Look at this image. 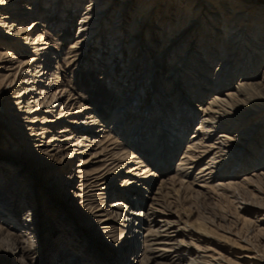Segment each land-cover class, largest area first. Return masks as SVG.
<instances>
[{"label":"bare ground","instance_id":"obj_1","mask_svg":"<svg viewBox=\"0 0 264 264\" xmlns=\"http://www.w3.org/2000/svg\"><path fill=\"white\" fill-rule=\"evenodd\" d=\"M251 4L250 0H3L0 3V31L2 27L5 28L3 32H0V112H3L1 118L7 119L9 128L3 132L2 139H0V220L9 227L4 229L0 226V253H7L9 256L16 257L17 254L22 255L26 251L22 246V242L12 232L16 223L18 228L26 229V231L36 227L35 223L38 221L36 222L33 219L37 207L33 206L36 203L31 199L32 190L30 189L31 183L36 179L34 171H45L56 175V178L54 176L48 178L52 181L48 186L52 188L53 193L55 192L58 198L61 197L59 204L65 209L67 208V213L74 210V207L82 211L92 212L90 198L98 197L99 192L102 191L105 194L110 193L113 187L109 184L118 180L115 176L125 174V178L120 181L121 184L126 185L125 188L128 187L127 185L136 184L135 181L138 177L134 170L137 169H131L132 172L129 175L130 167H126L127 170L123 173L121 168L124 164H130L131 159L137 160L134 164H141L140 160L146 158L145 153L147 151L154 159V163L161 166L172 161L181 150L180 159L172 169L173 176L169 177L167 181L171 186L177 185L178 188L169 189V191H166V189L163 191L162 187L159 188L155 193H152L154 194L151 198L153 202L150 203V206L152 204V206L164 208L163 199L169 195H172L170 199H173L174 202L179 201L181 191L190 189L188 185H185L186 182L184 184L188 172L196 168L195 164L201 157L206 158L208 156L206 162L203 163V167L198 169L193 181L199 182L198 175H203V178L208 177L209 179L206 180L219 178L220 182H214L210 188L223 198H228L229 195L232 199L240 198L243 201L250 202L252 208L244 209L246 213L255 214V212L260 211L254 208L253 205L264 208V199L258 196L264 190L263 140H261L262 156L258 164L252 162L251 165L254 168L251 172L252 178L249 177L248 179L256 187L250 189L247 184L248 181H245L246 179L236 182L234 177L238 172L236 173L237 170L235 169L230 172V175L224 173L228 165H236L240 161H246V155L251 154V148L257 145L262 134H264V65L261 71H257V66L264 58V24L262 26L264 21L257 12L255 13L257 16L250 15ZM44 8L48 9L47 15L49 18L47 22L49 23L47 26L51 28L59 26L57 22L62 21L63 15L68 11L69 16L66 19L63 18L65 21H62L67 22V24L72 16L79 14L77 35L71 44V52H69V54H76L68 57L72 61L75 60V56H79V58L85 56L91 50V45H94L100 39H104L109 47L106 60V64H109L107 69L110 70L108 74L114 73L121 62L125 61L119 74L122 82H126L127 79L134 76L136 69L134 65L141 52L145 55L141 69L154 53L156 55L151 57V60L157 59L158 61V59L162 60L167 57L172 59L170 61L167 58L172 66L169 71L170 76L167 77L168 80H177L182 71H187V75H185L189 78L188 83H191V86L195 87L196 90L190 91L189 96H185L181 104L173 102L172 108H166L165 111L159 114L158 118L161 125L159 122L157 123L160 126L156 128L154 136L147 139L148 144H144V149L140 150L141 152L139 149L136 151L139 144L138 140L132 142V144H136L133 147L135 151L124 153L115 150V144L110 138L105 137L107 140L105 138L97 140L91 131L80 133L82 130H89L94 126L97 128L102 127V125H99L97 116H90L89 114L86 119L92 118V120L81 123L84 129L79 130V133H74L72 129L69 130V125H62L66 124L64 122L69 121V118L64 119V116L71 103L67 102L70 98L67 97L63 103L66 105L65 108L63 107L64 109L60 108L59 104L58 110H52L53 105L60 103V92L64 89H61V86L55 87L56 89L51 86L56 78L55 73L50 70V64H48L51 46L43 39L41 33H36L38 27L44 24L42 21V13L45 12L42 9ZM154 17H156L155 25L152 24ZM28 19L31 20L27 22ZM105 26H107V30L104 31ZM202 29L204 30L203 34L201 33ZM14 37H16V41H23L24 46L14 44V41H11ZM144 37L145 42L144 47H142ZM246 44L252 46L257 52L253 53L255 56L252 55L253 57H247V59L238 62L236 59L238 52H235ZM222 45H224L223 48ZM155 50L156 52H154ZM125 52L127 54L126 58ZM115 56V59L120 61L117 64L114 59ZM209 56L210 58L220 56L211 77L206 76L208 71L206 68L203 71L204 74L197 72L194 75V73L188 72V70H193V72L194 69L198 70L197 67H193L194 65L191 64L194 57L199 60V64L206 66L208 69L210 60L207 57ZM189 63L191 64L190 68L188 67ZM32 66L33 72L30 71V74H28L29 68H32ZM140 74L138 86L141 85V89L139 90L138 87L134 89L133 91L136 92L134 94L133 91L131 92V98L128 101L133 107L140 104L145 87L147 88L150 85L148 81L150 75L146 76L143 70ZM234 76H237V80L232 86L230 83ZM44 79L47 80V84L46 81L43 82ZM172 86L173 84L168 85V89L163 92L162 87H156V92L159 93L155 92V98L152 101L156 102L157 108L160 107V102L164 98L172 97L171 93L174 91L170 92ZM59 88L60 90H58ZM31 91H35V96L26 99V94ZM161 93H164V96H161ZM210 93L211 95L207 98L204 106L197 104L204 95ZM126 104L125 102V104L118 105L119 109L121 110V107ZM149 112L151 113L149 110L143 113L141 117H135V119H141L139 122L137 121V124L141 125L144 121L142 125L144 126ZM115 116L114 124L122 119L123 114ZM78 118L79 116L74 122L75 125H77V122L84 120ZM196 120L194 133L187 139L188 126ZM255 120L257 122H253ZM56 125L62 126L55 128ZM52 129L56 130V134L64 135L68 133V136L64 138L65 141H70L77 136L75 144H66L63 152L69 148L71 150L66 151L64 154L61 153L62 157L60 156L59 160L56 159L57 157L55 158V154H52L57 148L53 146L56 134H52ZM135 129L132 132L133 139L141 128L137 129L135 127ZM212 136L215 138V143L210 144ZM138 137L136 138L138 139ZM42 139H44L43 143L41 142ZM85 142L89 143L88 146L84 145ZM213 144L217 147H213ZM79 146L88 148L90 158L95 160L101 158L100 161H96L101 162L100 167L86 176L81 166L87 164L88 158L79 161L76 166L77 170L74 168L69 169L70 162L68 159L75 154L74 147ZM93 147H96L94 151L92 150ZM210 148H214L216 152L210 155ZM59 151H57L58 154ZM249 158H251L250 155ZM229 160L230 162L227 163ZM249 166L247 165V167ZM213 169L216 170L215 173L212 172ZM241 170H244V168H241ZM27 171L29 176L27 175L20 182L22 183V190H20V184L17 186L19 174ZM87 176H90L87 180L88 184L83 182ZM206 180L203 183L207 184ZM63 182L64 184H62ZM211 183L212 181H210ZM145 190L148 191V187ZM91 192L93 194L90 195ZM22 197L25 198L26 203H23ZM28 205L34 209L28 211L23 220L16 222L18 211ZM119 211L122 212L119 213ZM154 211L157 210L154 208L152 215L149 216H153ZM45 212L53 213L54 211L49 208ZM166 212L174 216V213L169 210ZM93 213L95 214H92L89 223L83 221V224L98 226L97 234H100L102 231L100 229L106 228L110 222H120L125 227L131 226L136 215L134 213L132 218L133 213L123 214L124 210H122L119 202L109 203L105 207L93 211ZM137 216H140V211ZM183 216L185 222H182V218L178 217L183 228L175 230L173 237L171 236L172 238H169V234H167L166 240H171L172 243V241H176L175 237L181 235L189 236L191 239H197L201 242L211 240L218 248H224L230 254L229 257L228 255L216 254L219 259L215 260L213 253L210 257L208 256L209 259L201 257L202 261L197 264H208L212 261L215 262L214 264H243L244 262L245 264H264V229L255 224L257 222L241 218L239 213H236L235 217L222 216L217 220L209 221V223H207V219H197L196 222H190V215L185 214ZM199 220L200 223H198ZM151 222H154V220ZM162 222L169 227L173 224L166 220ZM214 224L216 225L215 228L213 227ZM138 225L140 223H137V227ZM233 228H236L237 231H234ZM219 230L228 232V236L218 234ZM147 232H150L151 235L153 231L148 230ZM30 234L28 233L26 236H30ZM147 240H143V252L139 259L138 257L132 259L136 254L137 243L135 239H123L121 243H118V254L121 253V258L127 257L125 260L131 262V264H152L153 261L145 256L146 248L149 247V244L146 245ZM220 240H223L225 245L222 246ZM70 241L71 239L67 240L65 247L72 248L73 245L70 244ZM84 243H87L86 240H84ZM78 245H80V247H77L78 252H84L83 248L86 245L82 242ZM150 245H153V243ZM170 246L169 248H171ZM88 248L92 249V246ZM91 249L88 250L90 255L94 253ZM62 254H64V251L61 252ZM86 257L93 258L89 255ZM134 260L136 261L134 262Z\"/></svg>","mask_w":264,"mask_h":264},{"label":"rangeland","instance_id":"obj_2","mask_svg":"<svg viewBox=\"0 0 264 264\" xmlns=\"http://www.w3.org/2000/svg\"><path fill=\"white\" fill-rule=\"evenodd\" d=\"M250 2H252L250 7L251 8L250 15L253 14L254 16H257L255 14L257 12L258 15L264 21V13H263L264 0H250ZM42 11H45L42 13V21L44 22V24L38 27L36 33H41L43 39H45L51 46V50L49 51V54L51 55L49 57L50 60L48 64H50V70L54 72L56 76L54 84L51 86L54 87V89H56L55 87L57 86H61L60 88L61 89L63 88L66 91L65 92L64 90H62L63 93L60 92V103L58 102L55 105H53L52 110L54 111L58 110L59 104H60V108L64 109L66 105H64L63 103L65 102L67 97H70L68 98L67 102L71 104L66 109L64 116V119L69 118V121L64 122L66 124H62V125H66V126L69 125L68 129L69 130L72 129L74 133H79V130L84 129V126L82 127L83 122H89L92 120V118L86 119L87 117H89V114L90 116L94 115L97 116L96 118L99 121V125H102V127L97 128L94 126L89 130L88 129L82 130V132L80 133L91 131L93 135L96 136L97 140L104 139L105 137L110 138L111 141H113L115 144V150L116 151L120 150L124 153H130L131 151H135V149H133L135 143L132 144V142L134 141L136 142L138 140L139 144L136 148L137 149L136 151H138V149L139 151L140 150L142 151L144 149L143 146H145L144 144H148L147 139L153 137L156 128H158L161 125L158 118L159 114L165 111L166 108L167 109L172 108L173 102L177 104H181L182 99L185 98V96L187 97V95L189 96L190 91L196 90L195 87L191 86V83H188L189 78L186 76L187 71L184 72L182 71L179 74V78H177V80H172V81L168 80L167 77L170 76L169 71L171 70L172 67L167 59L169 57L163 58L162 60L158 59L159 61L158 62L157 59L151 60V57H155L156 55L154 53L149 58L147 64H144L143 69H141L142 62L145 60V55L142 54V52L140 51L141 53L138 55V59L136 60L134 65L136 68L134 71L135 72L134 76L131 79H127L126 82H122L119 78V74L122 71V67L125 61L121 62V64L116 68V71H114V73L109 75L108 73L110 70L107 69L109 64L108 63L106 64V60L109 53L108 51L109 47H108V43L105 42L104 39H100L96 42L97 44L95 43L94 45H91L92 51L91 50L89 52L86 51L87 53L85 52L86 53L85 56H81L80 58L79 56L78 57L75 56L74 58L75 60L73 59L74 61H72V59L68 57H71L72 55L76 54V53L69 54V52H71L70 50L71 44L77 35V31H78L77 24L79 23V14L77 13L74 16H72V18L69 20L70 22L68 23L69 24L68 25L67 22L65 23L62 22L65 21L67 16H69L68 13L69 11H68L66 14L63 15V18L65 19L63 20L62 18V21L57 22V25L59 26L55 28L54 27L51 28L47 26L49 23L47 22L49 18L47 15L48 9L44 8L42 9ZM128 18H130V16H128ZM30 20L28 19L27 22H29ZM44 20L46 21V23ZM155 22H156V17H154L152 24L155 25ZM263 24L264 22H262V26ZM3 29L5 28L2 27V30L0 32H3ZM105 30H107V26L104 27V31ZM201 33L202 34L204 33L203 29ZM12 39L13 40L11 41H14V44H18L19 46H24L25 44L23 41L22 42L16 41L15 40L16 37ZM144 42H145V37L142 39V47H144L143 45ZM219 43L221 44L222 42L220 41ZM247 46H248L247 44L243 45L241 47L242 50L240 49L235 52V53L238 52V55L236 57L238 62L247 59V57L251 58L255 56L253 55V53L257 51H255V49L252 46H248V47ZM223 47L224 45H222V48ZM154 52H156V50ZM124 55L126 58L127 55L126 52ZM115 58L116 56L114 57V59ZM207 58L210 60L208 69L206 66L199 64L198 63L199 60L195 59L194 57V61L191 64L192 66L194 65L193 67H197L198 70L194 69V72L193 70H188V72L194 73V75H196L197 72L198 73L202 72L204 74L203 71L206 68V70H208L206 72V76L211 77V74L213 73V70L215 69V66L220 56L211 57V58L209 56ZM76 59L78 60L76 61ZM169 60L171 61L172 59L169 58ZM116 61H115L116 64L120 62L119 59H117ZM211 61L214 63L212 64ZM76 62L78 63L76 64ZM191 64L190 63L188 64L189 68L191 67ZM263 65H264V58L257 66L258 72L262 70ZM142 70L146 73V76L150 75V79L148 80L150 85L147 88L145 87L142 93L143 95L141 96L140 104H138L137 106L134 105L133 107L131 103H128V101L130 100L129 98H131L130 97V95L132 94L131 92L134 89H136L137 87L139 90L141 89V85L138 86V78L141 75L140 73ZM30 71L33 72V66L32 68L31 67L29 68L28 74H30L29 73ZM150 71L152 72L149 74ZM116 77H118L119 80ZM231 80L232 81L230 84L233 86L237 80V76H234V78H232ZM45 81L47 84L48 83L47 80L44 79L43 82ZM205 81L207 82V80ZM58 82H60L59 85H57ZM170 84L171 85L173 84L170 92L174 90L171 93L172 97L164 98L163 101L160 102V107L157 108L156 102L152 101L153 98H155V92L157 91L156 87L157 86L162 87L161 89L163 92L165 89L166 90L168 89L167 87ZM193 84L195 83L193 82ZM206 85L208 86L207 83ZM60 88L58 90H60ZM135 92L136 91H133V94ZM210 95L211 93L207 94L206 96L204 95L202 97V100L197 104H199L200 106H204L205 103L207 102L206 101L207 98ZM34 96H35V91L28 92L26 94V99L27 98L29 99ZM161 96H164V93H161ZM125 102L127 104L123 105L120 110L119 106L122 103L125 104ZM149 110L151 111V113L149 112L150 115L148 114L144 126H142L144 121L141 125L137 124V121L139 122L141 119H135V117L136 118L141 117L143 113ZM117 114H123V117H121L122 119L118 123L114 124L113 121L114 118L116 117L115 115ZM1 116L3 117V112H0V135H1L0 139H2L3 132L8 130L9 128L7 119L1 118ZM77 116H79L78 119H82V120L84 119V120L77 122L76 123L77 125H75L74 122L77 120ZM74 118L76 119L74 120ZM257 120L253 122H257ZM158 122L160 125L157 124ZM195 124H197V120L192 122L190 126H188L187 134H186L187 139H189L190 135L194 133V129L196 126ZM62 125H56L55 128L61 127ZM135 127L137 129L141 128L139 129L140 130L139 133L136 134V137L139 136L138 139L136 137L133 139L132 137L133 135L132 132L135 129ZM52 130H53L52 134H56V130L55 129ZM141 132L142 134L140 135ZM66 136H68V133L64 135L56 134L54 136L56 140H54L53 146L57 148H55L54 150V152L56 153L53 152L52 154H55V158L57 157L56 159L58 158L60 159L62 157L61 156L62 154H64L66 151L71 150V148H69L68 150H64L63 152V148L66 146V144L68 145V144L76 143L75 139L77 138V136L76 138L70 141H65L64 138H66ZM106 138L105 140H107ZM261 140H263L262 142H264V134H262L261 138L257 142V145L251 148L252 155L249 153L251 158H249V155L247 154L245 158L246 161L244 162L240 161L236 165L234 164L232 165L230 164L231 166L228 165L227 166L228 168L226 167L224 173L230 175L231 174L230 172L235 169L237 170L235 172L236 173L238 172V174L234 177L235 178L234 180L236 182H240L244 179H246L245 181H248L249 177H251V172L254 169L251 165L252 162L258 164V161L262 156L263 151L261 150L262 148ZM129 141L131 142L129 143ZM41 142L43 143L44 139H42ZM211 143H215V138L213 136L210 144ZM88 144H89L88 142L84 143V145L87 146ZM213 147H217V146L213 144ZM78 148L80 149L77 150ZM95 148L96 147H93L92 150L94 151ZM74 149H75V154L68 159V161L70 162L69 165L70 170L73 168L77 170L78 168H76V166L79 164V161L81 159L85 160L87 158L89 159L88 160L89 162L87 161V164L81 166L83 168V172L85 173L84 174L85 176L91 174L93 171L97 170L100 167L101 162H96V161L98 160L100 161L101 158L98 160L90 158L88 156L89 155L88 153L89 151H87L88 148L79 146L77 148L74 147ZM58 150H60L59 154L57 153ZM214 152H216V150H214V148H210L209 151L210 155ZM180 153L181 150L176 154L175 158L169 162L170 164L167 163L166 165L164 164L161 166L160 164L157 165L156 163H154L155 161L154 159L151 158V155L148 151L145 153L146 158H141L142 160L139 159L142 162L141 164H134L137 162V160L131 159L130 161L132 163L130 162V164H124V166L121 169L123 173L127 170L128 167H130L129 170L136 168L137 170H134V173H136L138 177V179H136L137 181H135L136 184L127 185L128 187L125 188L126 185L124 186L120 182L123 180V178H125L124 176L125 174L124 175L122 174L121 176H115V178L118 180H116V182L109 184L110 186L113 187L110 193L105 194L102 191L99 192L100 195L98 197L90 198L89 201L91 203L92 212L82 211L81 209L79 210L78 208L74 207L73 208L74 210H70V212L67 213L66 212L67 208L65 209L59 204L61 197L58 198L55 192L53 193L52 188L48 186L49 183L52 182L48 178L50 176H54L56 178V175L49 174L48 172L45 171H34L33 173H34V177L36 176V179L33 181V183H31L30 189L32 190L31 199L36 203L33 206L37 207V209L35 208L36 213L34 215L35 218L33 220L38 222L35 223L36 227L30 228L29 231H26V229L18 228L17 223L16 225H14L15 229L12 232L16 234L18 240L22 242V246H24V249L26 251L22 255L17 254L16 257L9 256V254L7 253H0V264H125V263L131 264V262L125 260V258L127 257L121 258V253L118 254L117 244L121 243L123 239L136 240L137 243L135 249L136 254L132 257V259H134L135 257H138L139 259V256L143 252V245H144L143 240L148 239L146 241L147 242L146 245L149 244V247L146 248L145 256H147L150 259V261H153L152 264H197L202 261L200 259L201 257L208 258V256L210 257L211 255H213V253L215 256L214 257L215 260L219 259V257L216 254H222L224 256L228 255L229 257L230 255L229 252L225 251L224 248H218L215 245V243H213L211 240L210 241L203 240V242H201V241H197V239H194L195 240L194 241L189 236L187 237L186 235L184 236L181 235L182 237L177 236L174 238L176 239V241H172V243L175 242L174 245L171 243V240H166L167 234H169L168 235L169 238H172L174 235L173 232L178 228L181 229L182 223H180L178 217L182 218L181 220L182 222H185V218L183 216L185 214L190 215L189 217L190 222H196L197 219H201V220L207 219V223H209V221L211 222V220H217L222 216L235 217L236 213H239V216H241V218H246L247 220L255 221L257 222L255 224L259 225L261 228L264 229V208H261L258 205L255 206L253 205L254 208L260 210L255 212V214L257 215L244 212L245 211L244 209L250 207L252 208V206H250L251 205L250 202L243 201L240 198L232 199V197H230L229 195L227 196L228 198H223L221 195H219V193L215 192L212 188H210L214 182L216 181L220 182L219 178H216L214 180H206L209 178L208 177L203 178L202 177L203 175H198L197 179H199L198 180L199 182L193 181V178L198 172V169L203 167L204 165L203 163L206 162V158L208 156H206V158L201 157L200 160H198L197 164H195L196 168L188 172V176L186 177V179H184V184L186 182L185 185H188L190 189H183L182 190L183 193L181 191L179 198L180 200L178 199L179 201L174 202L173 199H170V196L172 195H169L164 197L163 199L165 206L164 208L166 209L158 206H152V204L150 206V203L153 202L151 198L153 197L154 194L152 193H155V191L158 190L159 188L162 187L164 189L163 191H165V189L166 191H169V189L172 190L173 188L174 189L178 188L177 185L174 184H173L174 186H171L169 183H167V181L169 177L173 176L172 169L175 166V164H177V162L179 161L181 155ZM229 162L230 160L227 161V163ZM245 162L248 164H243ZM247 165L250 166L247 167ZM140 166H143L145 168H141ZM241 168H244V170L240 171ZM131 172L132 170L128 172L129 175ZM212 172L215 173L216 170L213 169ZM28 173L29 172L27 171V172H22V174H19L17 186L20 184L21 186L20 190H22V183L20 182L23 181V178L26 177ZM89 177L90 176L85 177L83 182L88 184L87 180H89ZM204 180H206L209 184L203 183ZM210 181H212L211 184ZM62 184H64V182ZM247 184L249 185L250 189L256 187L255 184H252L249 181ZM146 187H148V191L145 190ZM87 190L89 191L90 189ZM195 193H197V195H195ZM91 194L93 193L91 192L90 195ZM94 194H98V193H94ZM22 196H23V191H22ZM258 196H260L259 198L264 199V190L261 191ZM24 202L25 203L27 202L25 201V198H23V203ZM112 202H119L121 204V208L122 210H124L123 214L133 213L132 214V218H133L134 213H136V215L133 218V223L131 226L125 227L122 226L120 222H115V223L110 222L106 228L100 229L102 230L100 234H97L96 232L99 228L98 226L83 224V221L89 223L92 214H95L93 213V211L101 209L105 207V205ZM49 208H51L54 212L46 213L45 211ZM154 208L157 211H154L155 213L153 214V216H149L152 215ZM33 209L34 208H31L30 205L24 206L21 210L18 211L16 222L23 220L27 216L26 215L27 212ZM168 210L174 213V216L169 214V212H166ZM139 211H140V216H137V213L139 214ZM121 212L122 211H119V213ZM152 220H154V222H151ZM164 220L169 221L173 224H171L170 227L165 226L162 222ZM157 221H161L162 223L161 222L157 223ZM200 222L201 221L199 220L198 223ZM137 223H140L138 227H137ZM0 226H2L4 229H7L9 227L8 225H5L4 222H2L1 220H0ZM213 227L215 228L216 225L214 224ZM148 230L153 231L151 235L150 232H147ZM234 231H237L236 228L234 229ZM28 233H31L30 236H26L28 235ZM218 234L221 235L223 234V236H228V232H225L223 230L222 231L219 230ZM60 238L62 239L60 240ZM69 239H71L72 241V242L70 241V244L73 245L71 246L72 248H69L68 246L65 247L66 245L65 243H67V240ZM84 240H86L87 243H84ZM80 242H82L86 246H84L83 248L84 252L80 251L79 253L77 247H80V245H78ZM219 242H222L220 243L222 246L225 245L223 240H220ZM151 243H153V245H150ZM154 243L156 246L154 245ZM191 244L192 245L194 244L196 248ZM168 245L169 246L171 245L170 246L171 248H169ZM91 246L92 249L88 248ZM200 248L201 250H199ZM89 249H91V251L93 250L92 251L94 252L92 253L93 255L92 254L90 255L88 253ZM62 251H64V254L61 255ZM166 251H170V252H166ZM198 253L199 255H197ZM88 255L93 258L91 259L87 258L86 256ZM117 261L120 263H118ZM135 261L136 260H134V262ZM214 263L215 262L212 261V263L210 262L208 264H214ZM243 264H245V262Z\"/></svg>","mask_w":264,"mask_h":264},{"label":"snow or ice","instance_id":"obj_3","mask_svg":"<svg viewBox=\"0 0 264 264\" xmlns=\"http://www.w3.org/2000/svg\"><path fill=\"white\" fill-rule=\"evenodd\" d=\"M3 2V0H0V3H2Z\"/></svg>","mask_w":264,"mask_h":264}]
</instances>
